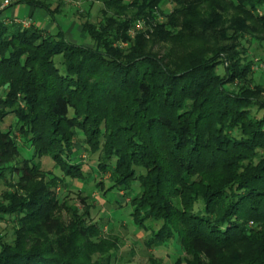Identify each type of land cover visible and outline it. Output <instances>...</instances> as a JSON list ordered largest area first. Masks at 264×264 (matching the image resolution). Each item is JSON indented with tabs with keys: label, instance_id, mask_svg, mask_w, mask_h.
Returning a JSON list of instances; mask_svg holds the SVG:
<instances>
[{
	"label": "trees",
	"instance_id": "16d2710c",
	"mask_svg": "<svg viewBox=\"0 0 264 264\" xmlns=\"http://www.w3.org/2000/svg\"><path fill=\"white\" fill-rule=\"evenodd\" d=\"M209 1L171 0L164 24L158 11L163 0H107L112 15L103 8L97 25L81 26L89 46L70 43L60 29L50 34L0 20V124L12 114L32 153L22 161V197L7 191L0 197V221L16 216L20 224L11 244L0 236V264H113L117 249L101 237L103 226L82 218L63 225L54 214L58 202L32 182L44 174L45 158L62 184L83 181L75 147L80 138L97 156L99 173L110 174L107 185H97L103 196L130 194L128 221L149 232L147 247L177 243L191 259L180 256L173 264H264V101L254 99L248 86L237 93L229 88L249 67L238 62L217 73L220 62L239 58L237 45L230 49L220 41L238 42L243 24L223 34L214 26L202 27L208 36L192 32L214 47L182 61L173 53H146L145 35L128 36L134 23L145 20L148 39L167 43L181 31H174L179 18ZM235 1L234 9L264 30V15H253L264 10V0ZM16 4L52 19L60 9L39 0ZM118 41L126 44L123 51L114 48ZM253 92L264 95V86ZM16 101L21 109L13 110ZM252 104L261 115H251ZM12 133L0 131V162L19 154ZM7 165L10 177L18 169ZM6 180L0 174L12 188ZM39 206L42 215L33 211ZM97 255L106 257L93 260Z\"/></svg>",
	"mask_w": 264,
	"mask_h": 264
},
{
	"label": "rangeland",
	"instance_id": "374dc122",
	"mask_svg": "<svg viewBox=\"0 0 264 264\" xmlns=\"http://www.w3.org/2000/svg\"><path fill=\"white\" fill-rule=\"evenodd\" d=\"M17 1L0 0V20L5 25H10L11 23L12 25L19 24L22 29L35 26L50 34H56L60 29L65 34L66 39L72 41L70 43L83 46H89L91 42L82 33V24L89 22L92 25H97L98 21L103 18V14L101 16L100 13V10L103 8L106 9L107 17L112 15L110 10L104 6L107 0H39V2L45 5H51V8H55L56 5L60 6L58 12L53 15L54 19L40 9L29 8L24 4H16ZM192 3L194 2L192 1ZM236 4L235 0H217L216 2L213 0V2L202 3L196 7L190 16L187 15L186 17L179 18L180 27L174 31H181L177 34L175 33L176 35L172 38H169L167 43L152 42L151 39H148L147 32H151V29H149L145 20H139L134 23L133 28L128 32V36L135 38L139 35H145L146 44H144V49L146 53L149 49H152V55L159 57L173 53L175 58H180L177 60L182 61L189 53L197 55L202 49H213L214 46L212 43L210 44L207 40L200 39V34L203 32H205L206 36L209 35V31L203 30V26L205 28L214 26L213 30L216 33L219 31L223 34L226 29L236 28V23H242V26L240 24L242 28L238 29V34L240 35L238 42L235 43L228 37V40L220 41L223 47L230 49L232 48L231 45H237L235 49L238 51L237 55L239 58L232 61L230 57L229 63L225 61L224 64H221L220 62L217 73L218 75H224V69L227 65L231 66L238 62L240 68L249 67L248 72L241 82H234L233 85L228 87L237 93V88H246L248 86L252 91L251 93L254 99L264 101V95L253 92L255 86H264V30L244 12L241 13L238 9H234ZM214 5H218V7ZM172 10L173 4L171 0H163L158 9L159 13H161L159 23L168 24L170 18L167 17L171 15ZM253 15L254 17L260 18L264 15V10L258 9ZM25 21L30 22L28 28L23 24ZM192 32H197L194 34L195 37L196 35L200 37H191ZM228 35H231V32H228ZM125 46L126 44H120L119 41L114 44V48L116 47L119 51H123ZM250 107L252 116L261 115V112H259L255 104H252ZM11 108L13 110L21 109L17 101ZM12 116L11 114L3 119V122L0 124V131L2 133L13 132L12 139L19 146V154H13L11 160L3 159L0 162V174L7 179L6 182L8 181L12 185V188H8L4 182L0 181V197L5 191L11 194L16 193L18 194L17 196L20 195L22 197V190L19 186L20 184H26L25 180H22V177H20V175L24 174L22 161L23 159H29V156L32 154L31 150L20 139L16 131L20 126ZM79 137H82L81 134ZM81 141L82 139L80 138V141H78L75 147L77 151V163L83 165L84 175L86 176L83 181L66 180L62 184L56 177H61L60 172L54 170L52 163L49 159L46 160V158L45 160H41V167L45 175H40L39 178H34V181H32L37 187H44V194H47L46 196L49 199L55 200V203L58 202L54 214L61 220L62 224L67 226L71 221H75V223L82 222V218L86 222V225H89L88 220H92V222L94 221L103 226V235L101 237H103L104 241L113 243L115 250L117 249V252L113 255V264H173L176 258L180 256H184V259H191L183 253L182 249L175 242L160 247L146 246L149 232L132 227L128 221V215L131 212L129 207L130 194L119 192L116 194V197L112 193L109 196H103L97 185L101 182L107 185L110 174L99 173L97 156H90ZM10 163L11 165H16L18 170L17 172L15 171L14 175L9 177L7 172L9 165L7 164ZM22 199H25V197ZM119 203L122 205L121 207H119ZM44 210L43 207H40L39 210L33 211L34 213H40L42 215ZM29 213L27 212V215ZM85 213H88V216H84ZM28 221H26V225H30ZM158 227L159 224L154 226L156 229ZM249 227L260 229V227H256L251 223H249ZM19 228L20 224L16 216L5 217L4 220L0 221V236L2 240L7 244L14 242L16 238L15 232ZM68 231L69 229L66 234L69 233ZM40 239L41 243H44L47 238ZM26 245L30 247L32 244L29 242ZM103 257L106 256L97 255L93 260L102 259Z\"/></svg>",
	"mask_w": 264,
	"mask_h": 264
},
{
	"label": "built area",
	"instance_id": "2783aa9c",
	"mask_svg": "<svg viewBox=\"0 0 264 264\" xmlns=\"http://www.w3.org/2000/svg\"><path fill=\"white\" fill-rule=\"evenodd\" d=\"M23 24H24V26L27 27V28L30 26V22H29V21H25V22H23Z\"/></svg>",
	"mask_w": 264,
	"mask_h": 264
},
{
	"label": "crops",
	"instance_id": "0c3cea01",
	"mask_svg": "<svg viewBox=\"0 0 264 264\" xmlns=\"http://www.w3.org/2000/svg\"><path fill=\"white\" fill-rule=\"evenodd\" d=\"M69 42H72L71 40H69Z\"/></svg>",
	"mask_w": 264,
	"mask_h": 264
}]
</instances>
